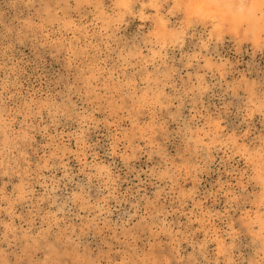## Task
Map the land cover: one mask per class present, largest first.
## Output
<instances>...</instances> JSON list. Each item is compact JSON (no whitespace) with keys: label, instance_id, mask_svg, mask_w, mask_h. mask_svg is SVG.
Listing matches in <instances>:
<instances>
[{"label":"clouds","instance_id":"1","mask_svg":"<svg viewBox=\"0 0 264 264\" xmlns=\"http://www.w3.org/2000/svg\"><path fill=\"white\" fill-rule=\"evenodd\" d=\"M0 264H264V0H0Z\"/></svg>","mask_w":264,"mask_h":264}]
</instances>
